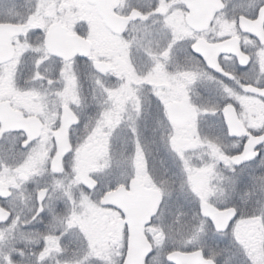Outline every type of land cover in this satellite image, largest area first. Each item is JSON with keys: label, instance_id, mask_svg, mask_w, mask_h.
Listing matches in <instances>:
<instances>
[{"label": "snow or ice", "instance_id": "6c2138e0", "mask_svg": "<svg viewBox=\"0 0 264 264\" xmlns=\"http://www.w3.org/2000/svg\"><path fill=\"white\" fill-rule=\"evenodd\" d=\"M0 264H264V0H0Z\"/></svg>", "mask_w": 264, "mask_h": 264}]
</instances>
